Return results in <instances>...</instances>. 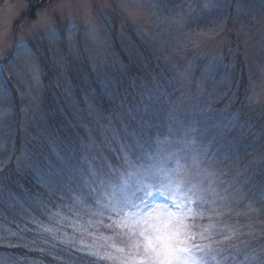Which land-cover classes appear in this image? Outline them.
<instances>
[{"label":"rangeland","instance_id":"obj_1","mask_svg":"<svg viewBox=\"0 0 264 264\" xmlns=\"http://www.w3.org/2000/svg\"><path fill=\"white\" fill-rule=\"evenodd\" d=\"M238 64L246 74V114L264 123V0H0V187L5 170L35 167L31 158L39 154L38 133L47 138L43 108L53 105L58 114L53 98L64 101L61 110L68 105L79 111L75 76L83 95L85 82L96 78L105 93L111 89L110 99H115L119 77L133 78L139 86L132 85L133 91L119 99L121 114L102 131L117 144L118 155L111 159L99 148L98 156L84 152L75 161L73 177L66 180L78 191L57 194L66 207L56 204L53 225L47 227L53 229L52 238L66 254L80 251L81 264H91L88 258L113 264L100 259L113 252L100 245L122 246L118 238L102 239L113 236V229L110 214L96 203L101 182H115L127 170L126 161L159 145L183 149L211 174L216 194L208 199L216 203L206 205L208 215L196 222L216 225L213 247L220 249L219 264L254 262L258 253L245 247L238 230L257 224L264 230V189L249 193L238 182V171L230 174L237 165L226 155L215 151V158L206 157L219 138V150L234 144L223 133L237 124L238 111L231 109L233 101H224L222 86ZM216 103L223 104L222 114L209 123L207 112ZM87 109L96 116L93 104ZM225 117L229 121L222 125ZM48 153L54 162L63 156L57 148ZM15 232L0 224V264H17L7 251L23 246Z\"/></svg>","mask_w":264,"mask_h":264},{"label":"trees","instance_id":"obj_2","mask_svg":"<svg viewBox=\"0 0 264 264\" xmlns=\"http://www.w3.org/2000/svg\"><path fill=\"white\" fill-rule=\"evenodd\" d=\"M37 3L39 4V0ZM238 67L240 68H235L233 75L227 79L231 80L222 86V92L225 94L224 101H233L231 109L238 111L237 124L232 123L233 128L230 127L231 130L223 133L226 138L233 140L234 144L229 145L230 150H227L226 146L219 150V138L211 144V150L206 154V157L207 159L215 158V151L218 152L217 156L226 155L237 165V168H230V174L233 175L237 170L238 182L242 181L248 192L255 194L264 189V123H262L261 118L256 120L253 116L246 114V74L243 71L244 66L238 64ZM133 68L135 67L133 66ZM120 79L119 77L118 90L115 91L116 94L114 93L115 99H110L108 93L111 94V89L105 93L98 86L96 78L89 80L91 86L85 82L87 84L85 89L87 90L83 95L75 76L73 81L79 100V105L76 104L79 111L73 112L68 109V105L63 111L60 106L65 105L64 101L58 103L53 98L57 104L56 110L59 115H56L53 105H46V108H43L46 123L42 128L44 131L47 130V134H42H46L47 138L38 133V138L41 141L37 142L39 154L35 158H31L34 159L35 167L30 170L15 169L16 171L13 170L14 173L5 170L3 173L0 187V224L8 226L14 232L17 231L15 233L20 236L18 240L23 246L13 249L7 248L8 253L17 264L82 263L83 254L80 251L74 252L72 249V252L66 254L61 250L64 246L57 244L59 240L52 238L51 232L46 231V233H42V236L39 234H41L44 225L46 229L50 223L53 225L52 218L57 210V202L62 203L63 208L66 207L65 201L57 194L61 195V191L69 190L73 196V193L78 191V188L73 186V181L69 185L70 182L66 180L73 177L75 161H79L84 152H88L91 157L98 156L99 148L101 151H106L107 156H110L111 159H115V156L118 155L119 150H115L117 144L112 142L110 137H107V132L102 133L103 130L105 131L103 127L107 124H113L111 118L115 114H121L122 109L119 102L125 99V94L133 91L131 86H139L138 80H132L133 78L121 81ZM92 86H94V90H92ZM57 94L59 95V90ZM59 97L61 96L59 95ZM89 102L93 104L95 117H92L91 111L87 109ZM214 107L215 109H212L210 113L207 112V115L209 114L207 117H210L207 118L209 123L215 121L212 120L214 114L220 112L222 114L224 106L222 103H216ZM233 110L232 116L235 114ZM228 121L229 117H225L221 123L226 125ZM116 122L119 127L120 121ZM217 142L218 144H216ZM52 148L59 149L63 156H66L65 152L72 151L65 158L61 154V161L54 162L53 156L48 153ZM257 196L260 198L259 193ZM261 201L258 202L261 203ZM262 214L264 217V207H262ZM260 227L258 224L246 225L238 230L241 238L243 237L245 241V247L253 248L259 254H257L254 262L247 264H264V230ZM223 246L225 249H229L226 243H223ZM90 259L91 264H94L93 260L95 259L88 258V260Z\"/></svg>","mask_w":264,"mask_h":264},{"label":"snow or ice","instance_id":"obj_3","mask_svg":"<svg viewBox=\"0 0 264 264\" xmlns=\"http://www.w3.org/2000/svg\"><path fill=\"white\" fill-rule=\"evenodd\" d=\"M126 163L127 170L115 182H101L96 200L110 214L108 227L113 229V236L102 239L115 237L122 245H100L113 250L100 259L113 264H219L220 249L213 247L216 225L196 222L208 215L206 205L216 203L208 199L216 194L211 174L199 167L197 158L158 145ZM211 211L220 215L214 207Z\"/></svg>","mask_w":264,"mask_h":264}]
</instances>
